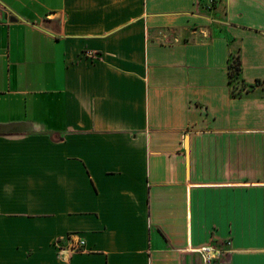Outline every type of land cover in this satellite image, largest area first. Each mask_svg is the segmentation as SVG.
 I'll return each mask as SVG.
<instances>
[{
	"label": "crops",
	"instance_id": "crops-1",
	"mask_svg": "<svg viewBox=\"0 0 264 264\" xmlns=\"http://www.w3.org/2000/svg\"><path fill=\"white\" fill-rule=\"evenodd\" d=\"M205 244L264 264V0H0V264Z\"/></svg>",
	"mask_w": 264,
	"mask_h": 264
},
{
	"label": "built area",
	"instance_id": "built-area-1",
	"mask_svg": "<svg viewBox=\"0 0 264 264\" xmlns=\"http://www.w3.org/2000/svg\"><path fill=\"white\" fill-rule=\"evenodd\" d=\"M88 54H93L92 51H87ZM84 244L83 239H77L76 241H72L68 245L69 250H76L80 249L82 245ZM200 251L202 258L206 264H209L211 260L215 257V253L217 250L214 248L211 244H205L198 248Z\"/></svg>",
	"mask_w": 264,
	"mask_h": 264
},
{
	"label": "trees",
	"instance_id": "trees-1",
	"mask_svg": "<svg viewBox=\"0 0 264 264\" xmlns=\"http://www.w3.org/2000/svg\"><path fill=\"white\" fill-rule=\"evenodd\" d=\"M241 69V61L238 54L231 55L228 62V77L229 81L238 80Z\"/></svg>",
	"mask_w": 264,
	"mask_h": 264
}]
</instances>
